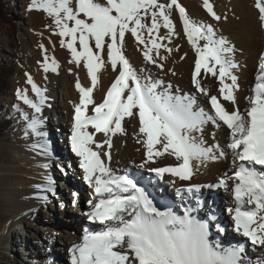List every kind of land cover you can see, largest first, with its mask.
Instances as JSON below:
<instances>
[{
  "label": "snow or ice",
  "instance_id": "obj_1",
  "mask_svg": "<svg viewBox=\"0 0 264 264\" xmlns=\"http://www.w3.org/2000/svg\"><path fill=\"white\" fill-rule=\"evenodd\" d=\"M203 6L215 20L221 19L209 0H203ZM173 8L178 10L183 33L195 49L192 81L196 88L208 95L201 87V79L204 74L218 76L223 101L235 105L234 90L238 84L237 76L233 74L237 67L233 48L226 38L217 37L213 26L191 19L178 0L169 3L159 0H106V3L76 0L75 7L73 0H31L30 9H43L54 18L58 35L67 38L60 41L61 45L66 43L75 63L85 61L93 85L97 83V70L103 64L102 52L106 50L113 69L120 65L119 74L102 103H94L93 87L76 84L80 100L74 110L70 147L79 158L83 180L94 189L97 197L95 202L87 201L86 218L90 225L99 224L100 227L83 230L82 241L70 249L71 264H240L243 246L227 250L214 247L208 233L193 221L191 209L185 210L184 218L168 210H158L146 188L138 186L139 181L130 178L127 172L118 175L102 159L105 156L110 162L111 157L108 152L101 151L102 145L96 143L94 134L107 136L121 131L122 121L125 117H134V110H138L139 133L146 137L147 160L139 165L138 170L146 169L157 177L171 173L181 180H188L192 175L193 161L203 163L218 158L214 147L219 145H205L203 126L208 122L218 126V122H222L230 130L227 148L240 163L234 177L225 173L215 187H223L234 195L236 204L229 211H234L232 218L236 232H242L253 246L264 245V214H261L264 213V64L255 77L250 106L243 112L235 107L227 110L217 95H210L214 115L199 107L195 96L174 94L171 83L139 74L123 52L126 33H131L143 46L144 57L156 63L153 53L158 55L162 47L167 49V44L158 41L171 40L176 35L171 17ZM255 8L264 27V0H255ZM149 17L150 24L146 23ZM162 27L167 29L163 35L160 34ZM90 41H94L95 51ZM48 60L45 52L43 71L56 72V61L53 59L49 63ZM27 82L38 99H30L27 89L18 90L17 95L40 114L47 97L30 75ZM89 105L92 114H87ZM42 125L41 116L33 115L27 127L37 137L33 147L51 155L47 133L40 130ZM89 126L94 132L88 130ZM195 132L201 136L193 135ZM165 153L175 157L176 166L147 168V161ZM225 154L223 150L219 152L220 157ZM229 179L237 181L231 188L226 183ZM37 187L55 192L50 176L46 177V184ZM245 205L254 207L245 209Z\"/></svg>",
  "mask_w": 264,
  "mask_h": 264
},
{
  "label": "bare ground",
  "instance_id": "obj_2",
  "mask_svg": "<svg viewBox=\"0 0 264 264\" xmlns=\"http://www.w3.org/2000/svg\"><path fill=\"white\" fill-rule=\"evenodd\" d=\"M229 1H231V5ZM75 2L76 0H73V7H75ZM100 2L106 3V0H100ZM30 3L31 0H24L22 4V13L26 15L27 20L25 29L28 36L32 39L33 33L29 31L30 27H34L35 29L42 30L44 35H48V38L41 36L42 33L41 35H34L32 39L35 44V48L32 52L34 57L32 64L34 66L30 68V70H26L23 75L24 79L21 81L25 82V86L28 88L27 91L29 90L28 96L33 100H37L38 98L36 94L31 91V85L28 84L27 79H25L26 76L31 75L33 82L40 88L44 84L47 87L50 85V90L49 88L46 89V91H48L45 93L47 101L42 108V115L36 114L30 105L25 104L24 101L18 97L17 93L14 95L15 99L13 104L21 105L27 109L31 117H33V115H40L42 120H44V117H47V113L49 114L48 103L52 92H54L53 88L57 87L55 90L56 101L54 100L52 110L54 112V110L57 111L58 108L57 113L59 115L57 116L58 118L60 117L58 124L60 131L63 132L65 129L69 128L68 141L70 146L74 110L80 100V91L76 87L77 82H79L81 87H93L92 96L94 103H102L103 99L106 97L107 90L111 87V84L115 82V78L119 74L120 65H117V68L113 69L111 67V62L107 59L106 50L102 52L103 64L101 68L97 70V83L93 85L91 77L85 67V61L81 60L79 64L75 63L66 43L61 45L60 41L62 39L66 41L67 38L58 35L53 23L54 18L50 17L47 12H45L44 16H41L40 12L44 13V10L30 9ZM210 3L213 5L214 11L221 16L219 21L215 20V18L207 12L203 6V0H188L186 3H183V5L190 10L193 15L201 17L204 23L213 26L214 31L219 37L222 36L227 39L230 46L233 48L234 63L239 60V64L242 65L241 68L236 67L233 69V74L237 76L238 84V87L234 90V95L236 97L235 105L231 102L223 101V96L219 92L221 85L218 76L212 77L211 74H204L201 79V87L206 90L208 95H205L204 92L196 88L192 81V74L195 70L196 53L191 43L187 40L186 34L183 33V25L182 21L179 19V12L177 9H174L171 16L175 25L176 35H174L171 40L158 41L161 44H167V49L171 50L168 51L166 48L162 47L158 55L154 52L153 57L156 63H152L144 57L143 46L138 44L131 33H128L129 35L126 36L124 47L127 55L130 57V61L136 64L137 68L140 69L141 75H150L153 79L162 78L166 83H171L173 85L171 91L174 94L195 96L197 105L202 107L208 114L214 115V109H211L210 105V95H217L218 101L221 102L227 110H233L235 107L243 112L250 106V98L254 95V86L256 83L254 80L260 71L261 64H264V59H262V57H264V27L261 26L259 21V12L258 9L255 8V0H213ZM225 3H227V6H225ZM81 18H83L82 14ZM69 23L71 24V22ZM165 32H167V29L162 27L160 34L163 35ZM41 45L44 47L42 48ZM90 45L93 46L95 51L94 41H90ZM77 47L79 48V45H77ZM45 52L49 57V63H52L53 59L56 61V72H52L51 70L48 72L43 71L42 64ZM164 57H166V59H163ZM198 79H200V77H198ZM227 82L230 83V81ZM177 89H179V92H177ZM18 90L23 89L18 88ZM134 112L136 113L134 117H125V120L122 121L121 131L109 133L107 136L102 133L94 134L96 143L102 145L101 151L110 154V162L107 157L102 156L105 163L109 164L118 175L127 172L130 178L141 181L138 183V186L145 187L148 194L151 190L159 200L164 198V200L161 201L166 204L164 210L173 213L176 212L178 216V202L182 201L181 206L184 207V212L186 209H191L193 221L201 225L204 231L208 233V239L214 247L222 249L224 245H226L225 247L227 248L229 247L228 243H233L236 247L243 246V250H246L248 247L246 253L251 255L254 254L255 257L259 256L260 250L264 252V245L253 246L249 238L243 237L242 232H236L235 221L232 218L234 216V211H229V209H234L236 204L232 191L225 190L223 187H215L219 182L217 176L223 178L225 172L229 173L230 171L234 173L240 163V161L235 158L232 151L227 148V144L231 139L230 130L227 129L222 122H218V126L214 125L212 122H208L203 126L202 139L206 146L214 147L215 145H219L218 148L214 147V154L218 158L215 160L209 159L203 163L193 161L192 175L188 180H181L171 173H165L163 176L157 177L154 173H150L146 169L138 170L139 165L147 160L146 147L144 145L146 137L139 133L138 110H134ZM87 114H92L91 105L88 107ZM48 121L51 123L53 118L50 117ZM44 128H42L41 131L44 132ZM88 130L94 132L91 126H89ZM63 135L66 136V133L63 132ZM193 135L200 137L201 133L195 132ZM46 139L48 141L50 138L46 137ZM105 141H108V143H104ZM35 143H37V137L33 136L30 151L27 156V164L30 167V172L27 173V176L33 179L34 185L26 187L22 191V196L25 197V199L21 201L23 204L21 210L24 212L22 213L21 211L20 215L15 216L9 224L3 225L1 231L4 232L2 243L5 247H8V249L13 250L15 260L20 264H37L36 258L40 260V264H44V261L47 262L49 260L51 263H59L64 245L69 248L68 262L66 264H71L70 249L81 241L77 235H75V233H77L75 225L71 223L65 215H63L65 221L56 220L55 226H52L54 228L56 226L62 227L58 228V231H60L58 234L54 229L51 230V228L45 227L47 237H55L57 234L60 238L58 242L61 246H58L59 250L57 253L51 245H47V248L44 249V253L41 254L38 249L39 247L44 248L45 244H43V240L44 243H46L45 241L47 240L37 236L38 233L36 232H30L33 228H38L34 224L37 221L50 224V217L52 215V212L46 209L44 216H39V207L44 206L46 203L43 197H48V191L38 188L37 185L46 184V178L42 176V174H45L46 171L43 165L47 162L48 155L46 156L45 153L33 147ZM51 146L53 147L52 142ZM93 148L96 150L95 145H93ZM221 150L226 153L223 157L219 156ZM60 157L64 156L61 155ZM75 163L78 166V157L71 159V165ZM177 163L175 157L165 153L164 156L154 157L153 160L147 161V168L160 166L174 167ZM131 166L133 168H131ZM78 169L83 180V170L79 166ZM47 172L49 171L47 170ZM66 174L70 173L66 172ZM235 182L237 181L234 179L226 180L230 188ZM86 184V189H88V200L94 199L96 201L97 197L94 193V189L88 182H86ZM209 184L215 187L213 190L218 193L219 197V201L213 204L212 207L208 205L206 201H208L211 196L216 197L217 194L209 190ZM66 185V187L73 190L81 189V187H78L69 180L66 182ZM167 187H171L173 190L172 194L168 191ZM176 196L177 198H175ZM152 199L153 202L154 200L158 201V199ZM192 203L195 205L193 206ZM86 206V208L89 207L88 204ZM250 207H254V205H245V209ZM85 211L80 210L78 212L79 217L86 225L83 228H99V224L90 225L86 218ZM222 211H224V213L221 214ZM180 215L182 216L181 218H184V213H180ZM17 223H22L25 231L30 232L28 235L36 240V243L34 242L35 245L28 242L27 237L25 238L19 235V231L14 229V224ZM213 225L217 228L215 232H213L211 228ZM63 227L67 228V230H63ZM37 232H39V228ZM63 233L67 234L64 235ZM215 234H226V237L223 239H216L214 237ZM229 234H231L232 237L229 236ZM259 248L260 250H258ZM125 250L130 252V250Z\"/></svg>",
  "mask_w": 264,
  "mask_h": 264
},
{
  "label": "rangeland",
  "instance_id": "obj_3",
  "mask_svg": "<svg viewBox=\"0 0 264 264\" xmlns=\"http://www.w3.org/2000/svg\"><path fill=\"white\" fill-rule=\"evenodd\" d=\"M6 3L4 4V10L0 12V17L3 15V12L5 15L2 19H0V79L3 78V81H0V86L4 89L0 92V118L3 120H6L7 117L10 119L11 122L6 123L2 122V125L5 127H2L3 131H6V133L2 134L3 136L0 137V264H20L15 260V255L13 250L8 249V247H5V245L2 243V237L4 232H1L3 229L4 224H9L10 221L14 219L15 216H19L21 213V208L23 207V204L21 201L25 199V197L22 196V191L26 187H30L31 185H34L33 179H31L29 176H27L29 171L28 166V159L27 156L30 151L31 147V140L34 134L31 133L30 129H28L27 124L31 120V116L28 113L27 109L22 107L21 105H14L13 101L15 99L14 95L17 93L18 88L22 89H28L25 86V82L21 81L24 79L23 75L25 74L26 70H30L34 65L32 64L34 57H33V50L35 48L33 37L34 35H42L45 38H48V35L42 32L40 29H35L34 27H30V31L32 32V39L28 36L25 24L27 22L26 15L23 12L22 4L24 0H4ZM23 1V2H22ZM188 0H178V3L181 4V6L185 7L183 3H186ZM213 0H209L211 2ZM161 3H169L170 0H159ZM229 4L231 5V1H229ZM225 6H227V3H225ZM174 9L171 12V16L174 12ZM186 13L189 15V17L195 21L203 22L204 20L201 17H198L196 15H193L190 10H188L186 7ZM40 11H43V9H39ZM41 16L45 15L44 13L40 12ZM146 23L150 24V17L146 21ZM33 28V29H32ZM216 33V32H215ZM129 35L126 33V36ZM217 37L219 35L216 33ZM125 43V42H124ZM201 44L203 41L200 42ZM36 51V50H35ZM123 52L125 55V58L129 60L130 64L137 70V72L140 74V69L137 68L136 64L132 63L130 61V57L126 53V49L123 44ZM4 62H3V61ZM262 63V62H261ZM235 64L238 68H241L242 65L239 64V60L235 61ZM31 76V75H30ZM32 77V76H31ZM28 76L25 77L27 79ZM255 81V80H254ZM50 90V85L47 87L45 84L41 87V89L44 91V93L48 92L46 89ZM57 87H54V92H52L50 101L48 103L49 107V114L47 113V117H44L43 120V127L44 132L47 133L48 143L50 145V151L51 155L46 154L48 157L47 162L45 164L48 165L46 168L45 174H42V176L51 177L53 180V186L55 189V192H48L46 203L44 206L39 207V216H44L46 209H49L52 213L50 219L51 223L46 224L45 222H35L34 224L39 228H33L30 232L31 233H38L37 236L42 237L43 239H46V243L44 248L39 247L38 251L43 254L44 249L47 248V245H51L53 249L57 251L58 246L60 247L61 244H59L58 241H60V238L58 237V227L55 228L52 226H55L56 220H62L63 215L71 221L75 225V228L77 229V237L80 241H82V235L84 222L79 217V211H87L89 210V207L87 206L88 201V189H86L87 184L82 180V177L79 173V169L77 164L71 165V159H75V154L71 151V148L69 146V128L65 129L66 136L63 135V132L60 131L59 127V119L57 115H59L58 108L57 111L52 110V105L54 104V100L56 101V90ZM27 94H29V90L27 91ZM56 108V107H55ZM42 115V112L40 113ZM46 116V115H45ZM50 117L53 118V121L51 123L48 121L50 120ZM0 119V120H1ZM47 121V122H46ZM53 123V124H52ZM57 123V124H56ZM40 129V130H41ZM53 136V139H52ZM55 137V139H54ZM68 137V138H67ZM51 142L53 143V147L51 146ZM63 155L64 157H60ZM53 163V164H52ZM131 168H133L131 166ZM47 170L49 172H47ZM70 173V174H66ZM227 173V172H225ZM54 174V175H52ZM148 175L147 173H144ZM225 175V174H224ZM223 175V176H224ZM229 177H234V173L230 172L227 173ZM222 177L217 176V179L220 180ZM71 181L75 183L78 187H81L79 190H73L71 188L66 187V182ZM210 185V184H209ZM83 186V187H82ZM209 190L211 192L216 193L217 196L213 197L211 196L210 199L206 202H208V205L212 207L213 204H215L217 201H219L218 193L213 190L215 188L213 185L208 186ZM168 191L172 194L171 187H167ZM73 193H76L77 195L74 196ZM174 195V192H173ZM177 198V196L175 197ZM152 199V198H151ZM154 199H158L157 197H154ZM178 200V199H177ZM180 200V199H179ZM75 201V203H74ZM95 202V200L93 199ZM178 209L179 213L178 216L182 217L180 215L184 213V207L181 206L182 201L178 202ZM154 206L157 207L158 210L164 211L165 205L163 202H161L159 199L154 200L153 202ZM194 206L195 204L192 203ZM48 206V207H47ZM85 211V212H86ZM24 211H22L23 213ZM38 213V211H37ZM219 213V212H218ZM224 213V211L221 212V214ZM176 214V212L174 213ZM228 215V214H227ZM67 220V219H66ZM83 223V224H82ZM45 227H49L54 229V231H57V234L55 237H47L45 233ZM63 230H67V228L63 227ZM213 232L216 231V227L213 225L212 227ZM14 229H17L19 231V235H22L23 237H27V241L30 242L32 245H35L36 240L31 238L30 235H28L30 232L25 231L23 228L22 223L14 224ZM62 232V230H61ZM64 232V231H63ZM66 235L67 233H63ZM229 236L232 237L231 234ZM216 239H223L226 237V234H219L214 235ZM55 239V240H51ZM35 242V243H34ZM226 244L225 242H223ZM28 244V243H27ZM229 247H225L222 249H229V248H237L233 243H228ZM232 246V247H230ZM219 248V247H218ZM63 252L62 257H60L59 263H51L50 260L45 262L44 264H66L68 262V254H69V248L63 245ZM220 249V248H219ZM248 250V247L246 250H243L241 253V261L242 264H264V252H261L260 248L259 256L255 257L254 254H247L246 251ZM58 255V254H56ZM37 264H40V260L38 258L35 259Z\"/></svg>",
  "mask_w": 264,
  "mask_h": 264
},
{
  "label": "trees",
  "instance_id": "obj_4",
  "mask_svg": "<svg viewBox=\"0 0 264 264\" xmlns=\"http://www.w3.org/2000/svg\"><path fill=\"white\" fill-rule=\"evenodd\" d=\"M5 3H6V2H5L4 0H0V12H2V10H4V6H5L4 4H5ZM4 12H5V11H4ZM4 12H3V15H1L2 18H3V16L5 15ZM1 17H0V19H2ZM2 61H3V60H2ZM3 62H4V61H3ZM0 74H1V69H0ZM0 81L2 82V81H3V78L0 79ZM3 89H4V88L0 86V92H1V90H3ZM0 119H1V118H0ZM2 122L9 123V122H11V121H10V119H9L8 117H7L6 120H3V119L0 120V137L3 136V135H2L3 133H4V134L6 133V131H3V130H2V129H3L2 127H5L4 125H2ZM240 264H242V263H240Z\"/></svg>",
  "mask_w": 264,
  "mask_h": 264
}]
</instances>
